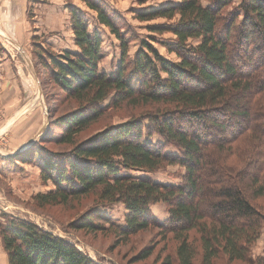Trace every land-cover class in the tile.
<instances>
[{
	"label": "trees",
	"instance_id": "trees-1",
	"mask_svg": "<svg viewBox=\"0 0 264 264\" xmlns=\"http://www.w3.org/2000/svg\"><path fill=\"white\" fill-rule=\"evenodd\" d=\"M82 1L119 40L120 59L111 72L100 68L102 37L89 29L84 11L71 3L67 6L78 49L53 52L37 42V55L50 80L76 102L74 110L52 122L59 130L54 138L70 146L68 150L52 151L38 143L53 137L46 135L52 120L44 98L48 119L39 141L9 157L28 162L40 154L34 161L39 162L42 178L50 179L55 188L36 193L37 203H65L92 192L95 204L125 205L124 224L110 222L123 236L149 225L172 232L177 264H196L197 257L201 264H212L220 255L230 263L264 264V256L252 262L250 256L264 225V212L253 203L264 195V0H239L232 8L235 0H176L136 13L140 20H168L151 28L174 34L161 42L177 60L165 57L145 39L129 55L131 38L116 23V18H123L118 9L104 0ZM176 14L177 19L169 22ZM30 55L42 87L37 56ZM124 100L132 106L154 103L155 112L141 111L77 141L78 132L105 108ZM226 114L231 117L224 118ZM193 123L212 130L189 128ZM153 132L163 141L150 139ZM167 144L180 151H167ZM61 155L63 161L58 160ZM166 164L184 167L179 182L162 183L123 172L156 171ZM156 202L167 208L162 221L150 209ZM95 212L82 219V228L101 226L94 217L110 221ZM4 218L0 240L9 264H99L74 243L26 218L11 213H4ZM148 254L145 250L141 256ZM164 264H171L169 257Z\"/></svg>",
	"mask_w": 264,
	"mask_h": 264
},
{
	"label": "rangeland",
	"instance_id": "rangeland-1",
	"mask_svg": "<svg viewBox=\"0 0 264 264\" xmlns=\"http://www.w3.org/2000/svg\"><path fill=\"white\" fill-rule=\"evenodd\" d=\"M68 1H70L72 5L79 6L84 11V16L88 21L89 29L96 30L102 37V58L99 62L100 68L106 72L115 70L121 53L119 40L112 32H110L107 26L96 21V12L89 8L82 0ZM173 1L176 0H147L140 4L138 0H104V2L108 3L110 6L118 9V12L123 16V18H116V23L120 26L121 31H124L125 37L131 38L128 41L129 55H133L134 51L140 46L141 39H145L154 45L165 57L172 60L178 59L176 53L168 51L161 42L173 39L174 34L171 31H153L151 28L157 24L168 23V20L164 17L140 20L136 16V13H145ZM238 1L239 0H235L229 7L232 8ZM30 10L31 8L27 11L29 18L31 17V15L29 16ZM67 14L69 19L66 22L67 26L64 30L65 44H67V49L77 50L78 47L74 42L73 31L70 25V12L68 6ZM177 17L178 15L176 14L169 22L175 21ZM18 24V35L24 44V47L28 49L30 54L37 56L35 57V61L37 62L39 75L41 79H43V85L41 87L42 96L43 99L46 98L51 108V128L46 132V135H52L53 137L49 140H41L38 143L43 145V147H46V149L48 148V150L66 151L70 146L64 143H58L57 139L54 138V135H59V130H57L55 125H52V122L62 118L69 111L74 110L76 102L74 99L64 96L56 82L50 80L48 69L42 65V59L37 55V52L40 50V47L37 46V42L42 43L44 49H50L53 52H58L59 50L56 51L52 49L51 46L49 48V45L42 41L41 34L46 35L47 37L51 36L50 32L45 33L42 29L45 27V23L32 22L29 20L28 22H19ZM11 25L9 22H6L3 26L5 28H9L10 26V29H13L12 27L15 26H13V24L11 27ZM38 26H41V28H38ZM126 29H129V31ZM38 30H42L41 34H38L40 33ZM190 41L196 43L195 39H190ZM41 48H43V46H41ZM63 50L64 49L61 48L60 52ZM42 52L44 55L43 58L46 59V53L44 51ZM251 63L252 61L249 62V64ZM36 91L37 89L34 90V95ZM155 106L156 104L154 103L132 106L125 103V100L117 107L112 104L105 108V112L95 122L91 123L84 130L78 132L76 139L77 141H82L111 124L130 120L132 116H137L141 111L153 113L155 112ZM3 108V104L0 103V159L5 160L7 157L3 156V154L13 151V149H8V145L11 146L12 144L13 148L14 145H17L20 142L22 138L20 135L23 129L24 131L27 130V135H30L37 127L36 125L38 124V121H33V123L31 121L30 123L24 122L23 124L20 122L23 128H20L19 132L13 131V129L18 127V125L15 124L13 125L12 132L9 133V124H12V122H15L17 119L13 118L8 120L5 114L3 115ZM34 112L37 115L38 109H34ZM223 117L229 119L231 116L226 114ZM232 120H234V118ZM143 123L144 125L148 124V120H143ZM45 126L41 132L34 137V139H31L28 145H30L33 140H37V138L39 139V136L45 130ZM196 127L199 131H207V133H210V130H212L211 126L200 125L197 123H193L189 128ZM205 138L210 139L211 137L209 134H206ZM150 139L153 141H163L162 137L156 132L151 134ZM165 149L174 153L180 151L179 148L173 144H167ZM30 154H32V152H30ZM63 155H61L58 160L61 159L63 161ZM9 156L11 157V155ZM34 157L38 160L40 154L36 152ZM34 160L32 161L31 159L28 162H22V164L26 166H24L25 168H29L32 171L30 175L26 176L27 178H23L24 176L22 175V172L24 169L21 167L19 169H17V165L13 167L14 170L18 172L15 176L14 174H11L12 172H8L9 167L3 164L4 161L0 160L2 169L0 174V222L5 221L4 213H11L26 218L36 223L39 227L71 241L99 264H164V261L168 257L171 260V264H177L175 255V245L177 242L172 232L165 231L163 228L155 225H149L133 234L123 236L116 230V227L110 225V222L115 225L124 224L126 208L122 202L108 203L106 205L96 203V205V194L89 192L85 195L71 197L65 203L39 205L34 195L38 192H46L54 189L55 184L50 179L46 180L42 178L40 166L38 164L39 162ZM7 161L8 164L15 165L12 159ZM123 172L135 178L149 176L155 181L162 183H177L181 180L184 167L179 164H166L156 171L128 169ZM253 203L258 206L262 213L264 212V195L256 197ZM150 209L152 215L159 221H162L167 217V208L163 202L151 204ZM93 210L102 214L110 221L102 222L94 217L93 222L98 223L101 226H97L96 229L82 228L80 226L82 219L88 216ZM193 234H195L194 231H191V238L193 237ZM145 250L150 251V254L142 257L141 255ZM250 253V256L252 257L251 262L256 256H264V225L261 228L259 237L251 245ZM195 262L196 264H201L198 257ZM212 264L254 263L242 261H233L230 263L225 256L220 255L214 259Z\"/></svg>",
	"mask_w": 264,
	"mask_h": 264
},
{
	"label": "crops",
	"instance_id": "crops-1",
	"mask_svg": "<svg viewBox=\"0 0 264 264\" xmlns=\"http://www.w3.org/2000/svg\"><path fill=\"white\" fill-rule=\"evenodd\" d=\"M70 3L68 0H0V103L4 107L2 109L4 111L3 115L5 114L8 120L13 118L17 119L12 124H9L8 131L9 133L12 132L13 125L17 124L18 127L13 129V131L19 132L20 128H23L21 124L24 122L30 123L31 121L33 123V121H38L37 127L30 135H27V130L24 131L23 129L20 135L22 137L20 142L14 145L13 148L12 144L11 146L8 145V149H13V151L3 154V156L7 157L5 160L0 159L4 161V165L9 167L8 172H12L11 174L15 176L18 174L13 168L16 165L17 169L20 167L24 169L22 172L23 178H27L26 176L30 175L32 171L29 168H25L26 166L19 160L12 159L15 165L8 164L7 160H9V155L12 156L16 152L23 150L25 147H22L40 133L46 119V107L42 91L40 93L39 85L26 61V57H28L33 65L30 52L24 47V44L19 38L17 31V28L19 29L18 23L28 22L29 20L45 23V27L42 29L45 33L50 32L51 36L47 37L41 34L42 30H38L40 32L38 34H41L44 43L46 42L52 49L59 50L58 52H60L61 48L67 49L64 30L67 26L66 22L69 19L67 5ZM30 8L29 16L31 15V17L29 18L27 11ZM6 22H9L10 25L14 24L13 26L15 27L11 25L13 29H10V26L9 28H5L3 25ZM38 28H41V26H38ZM38 80L40 81L39 77ZM35 89L37 91L34 95ZM34 109H38L37 115ZM1 172L0 165V174ZM0 264H9L8 256L4 252L1 242Z\"/></svg>",
	"mask_w": 264,
	"mask_h": 264
},
{
	"label": "water",
	"instance_id": "water-1",
	"mask_svg": "<svg viewBox=\"0 0 264 264\" xmlns=\"http://www.w3.org/2000/svg\"><path fill=\"white\" fill-rule=\"evenodd\" d=\"M4 37H5V36H4ZM7 39H8V38H7ZM26 61H27L28 65H29V67H30L31 73L33 74L34 78L36 79V81H37V83H38V85H39V91H40V93H41L40 81L38 80V77H37L36 71H35V69H34V67H33V65H32V63H31V61L29 60L28 57H26ZM45 116H46V119H45L44 124L42 125L41 130H42V129L44 128V126L47 124V119H48V112H47V109L45 110ZM41 130H40V132H41ZM29 143H30V142H28V143H26V144L28 145ZM26 144H25L22 148L26 147V146H27Z\"/></svg>",
	"mask_w": 264,
	"mask_h": 264
},
{
	"label": "built area",
	"instance_id": "built-area-1",
	"mask_svg": "<svg viewBox=\"0 0 264 264\" xmlns=\"http://www.w3.org/2000/svg\"><path fill=\"white\" fill-rule=\"evenodd\" d=\"M71 242V241H70ZM78 247V246H77ZM79 248V247H78ZM80 249V248H79ZM80 250H82V249H80ZM83 251V250H82Z\"/></svg>",
	"mask_w": 264,
	"mask_h": 264
},
{
	"label": "bare ground",
	"instance_id": "bare-ground-1",
	"mask_svg": "<svg viewBox=\"0 0 264 264\" xmlns=\"http://www.w3.org/2000/svg\"><path fill=\"white\" fill-rule=\"evenodd\" d=\"M27 145V144H26Z\"/></svg>",
	"mask_w": 264,
	"mask_h": 264
}]
</instances>
